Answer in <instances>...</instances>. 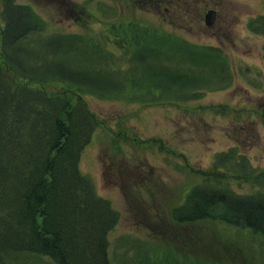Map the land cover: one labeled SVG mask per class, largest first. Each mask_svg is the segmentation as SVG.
<instances>
[{"label":"trees","instance_id":"trees-1","mask_svg":"<svg viewBox=\"0 0 264 264\" xmlns=\"http://www.w3.org/2000/svg\"><path fill=\"white\" fill-rule=\"evenodd\" d=\"M1 3L0 264H26L32 256L58 264H112L109 233L121 213L80 168L82 153L103 123L86 95L144 105L153 103L148 97L182 106L231 87V60L219 46L118 16L120 11L98 34L51 32L30 4ZM247 25L264 35V14ZM123 56L127 63L113 64ZM131 139L183 158L201 177L171 208L173 219H212L264 237V168L254 167L238 148L216 153L212 166L202 169L161 138ZM230 180L257 189L237 191L223 183Z\"/></svg>","mask_w":264,"mask_h":264},{"label":"rangeland","instance_id":"rangeland-1","mask_svg":"<svg viewBox=\"0 0 264 264\" xmlns=\"http://www.w3.org/2000/svg\"><path fill=\"white\" fill-rule=\"evenodd\" d=\"M158 1L18 0L41 14L51 32L98 34L105 30L106 20L122 14L162 25L195 43L219 46L231 60L235 72L231 87L209 91L182 106L162 105L148 97L153 103L144 105L86 95L103 123L82 153L80 168L121 213L109 233L111 262L264 264V237L250 229L212 219L190 223L173 219L171 208L201 177L187 169L183 158L153 142L137 146L131 139L161 138L202 169L212 166L216 153L236 147L254 167L264 168V35L247 25L250 18L264 14V0H164L160 5ZM209 9L217 12L212 26L205 19ZM1 10L0 0V22ZM101 15L107 17L99 21ZM123 57L113 64L127 63ZM223 183L241 192L257 189L235 180ZM26 261L58 264L48 257Z\"/></svg>","mask_w":264,"mask_h":264},{"label":"water","instance_id":"water-1","mask_svg":"<svg viewBox=\"0 0 264 264\" xmlns=\"http://www.w3.org/2000/svg\"><path fill=\"white\" fill-rule=\"evenodd\" d=\"M217 12L215 9H209L206 13V23L210 26L214 24L215 18H216Z\"/></svg>","mask_w":264,"mask_h":264}]
</instances>
